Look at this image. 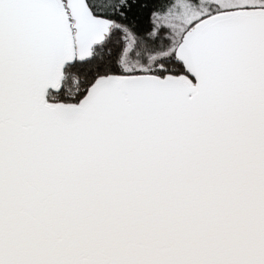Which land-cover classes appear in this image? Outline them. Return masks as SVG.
<instances>
[{"label": "snow or ice", "instance_id": "obj_1", "mask_svg": "<svg viewBox=\"0 0 264 264\" xmlns=\"http://www.w3.org/2000/svg\"><path fill=\"white\" fill-rule=\"evenodd\" d=\"M0 264H264V0H0Z\"/></svg>", "mask_w": 264, "mask_h": 264}]
</instances>
